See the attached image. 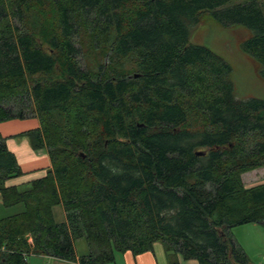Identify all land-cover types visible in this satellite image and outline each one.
Segmentation results:
<instances>
[{"label":"trees","instance_id":"obj_1","mask_svg":"<svg viewBox=\"0 0 264 264\" xmlns=\"http://www.w3.org/2000/svg\"><path fill=\"white\" fill-rule=\"evenodd\" d=\"M205 13L242 27L264 82V0H0V123L35 119L19 136L49 160L3 187L22 172L0 136V201L21 207L0 220V264H111L155 242L169 264H247L230 230H264V183L240 180L264 167V101L236 100L230 67L189 43Z\"/></svg>","mask_w":264,"mask_h":264},{"label":"rangeland","instance_id":"obj_2","mask_svg":"<svg viewBox=\"0 0 264 264\" xmlns=\"http://www.w3.org/2000/svg\"><path fill=\"white\" fill-rule=\"evenodd\" d=\"M243 31L239 26L220 24L209 13H205L200 16L198 24L190 30L189 43L209 49L230 67L229 80L236 100L252 98L264 101V82L258 79L252 61L239 47L244 36ZM95 57L96 54L87 55L85 63L93 65ZM9 212H14V209ZM231 230L233 240L236 238V243L241 247L250 263L264 264L262 259L264 256V230L259 225H243ZM74 246L77 254H81L86 249L83 239L76 240ZM26 262L27 264H59L54 263L52 259L36 256H27Z\"/></svg>","mask_w":264,"mask_h":264},{"label":"crops","instance_id":"obj_3","mask_svg":"<svg viewBox=\"0 0 264 264\" xmlns=\"http://www.w3.org/2000/svg\"><path fill=\"white\" fill-rule=\"evenodd\" d=\"M37 126L38 123L35 119H25V120L12 119L0 123V136L5 138L6 149L11 154H13L16 163L22 172L21 176L6 180L2 185L3 187H17L19 189H23L31 181L38 180L45 176L46 171L49 168V160L45 150L40 149L37 151H33L30 148L27 138L23 136H19V134L29 130H33L37 128ZM240 180L244 188H251L256 185L263 184L264 167H260L258 169L243 173L240 176ZM11 209H14V212H9ZM20 210H21L20 206L5 208L4 206H2L0 201V220L15 215L16 213L20 212ZM53 215L57 221H62L64 219V214L59 207L53 209ZM234 240L236 242V238ZM86 249L81 254L76 253V255L77 256L85 255L87 253ZM29 256H36L39 258L44 257L39 255H31V254ZM44 258H49V257H44ZM175 258L177 264H197L196 261L194 260H183L179 255H175ZM245 258L248 264H252L250 263L246 255ZM49 259H52L54 263H59V264L66 263V261L56 258H49ZM262 259L264 261V256L262 257ZM113 263L114 264H169V260L167 258L166 253L164 252L162 245L158 242H155L152 244L151 252H144L136 256H132L129 252L114 253Z\"/></svg>","mask_w":264,"mask_h":264},{"label":"built area","instance_id":"obj_4","mask_svg":"<svg viewBox=\"0 0 264 264\" xmlns=\"http://www.w3.org/2000/svg\"><path fill=\"white\" fill-rule=\"evenodd\" d=\"M72 264H79L78 262H74V263H72Z\"/></svg>","mask_w":264,"mask_h":264},{"label":"water","instance_id":"obj_5","mask_svg":"<svg viewBox=\"0 0 264 264\" xmlns=\"http://www.w3.org/2000/svg\"><path fill=\"white\" fill-rule=\"evenodd\" d=\"M248 264V263H247Z\"/></svg>","mask_w":264,"mask_h":264}]
</instances>
